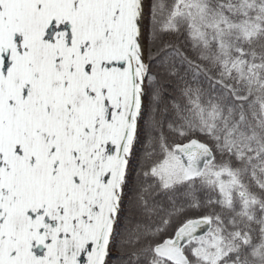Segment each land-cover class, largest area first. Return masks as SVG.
Returning a JSON list of instances; mask_svg holds the SVG:
<instances>
[{
	"label": "snow or ice",
	"instance_id": "obj_1",
	"mask_svg": "<svg viewBox=\"0 0 264 264\" xmlns=\"http://www.w3.org/2000/svg\"><path fill=\"white\" fill-rule=\"evenodd\" d=\"M0 264H264V0H0Z\"/></svg>",
	"mask_w": 264,
	"mask_h": 264
}]
</instances>
